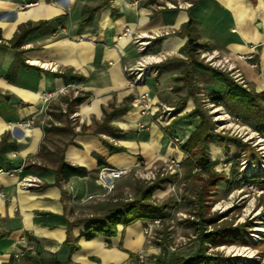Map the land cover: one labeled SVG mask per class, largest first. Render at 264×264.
<instances>
[{
    "label": "crops",
    "instance_id": "1",
    "mask_svg": "<svg viewBox=\"0 0 264 264\" xmlns=\"http://www.w3.org/2000/svg\"><path fill=\"white\" fill-rule=\"evenodd\" d=\"M103 1L0 0V264H136L139 249L148 264L160 259L159 245L148 244L143 233L145 220L118 224L114 235L91 239L78 237L80 227L69 224L78 215L72 203L105 191L95 182L101 166L136 171L141 164L186 158L170 136L192 117L140 126L146 118L132 96L154 90L153 103L173 98L171 83L187 57L189 17L199 51L228 56L249 89L264 94V0H109L83 22L86 8ZM38 21H44L42 27L17 49L28 66L17 65L9 41L20 25ZM125 28L143 35L172 33L154 37L149 47L171 60L156 64L137 87L129 85L126 71L141 52L132 36H120ZM53 91L58 94L44 101L43 93ZM11 95L19 101L11 102ZM76 96L84 99L72 101ZM107 114L113 128L94 131ZM31 117L29 127L18 126ZM111 146L122 149L111 152ZM61 153L71 165L86 167L88 175L57 181ZM73 244L78 248L72 251Z\"/></svg>",
    "mask_w": 264,
    "mask_h": 264
},
{
    "label": "rangeland",
    "instance_id": "2",
    "mask_svg": "<svg viewBox=\"0 0 264 264\" xmlns=\"http://www.w3.org/2000/svg\"><path fill=\"white\" fill-rule=\"evenodd\" d=\"M135 34L141 35L139 38L141 41L135 43L141 52L138 60L144 63L141 70H135L132 75L137 76L141 73L134 86L137 87L139 84L143 85L146 78L154 74L156 64L171 60L168 56L149 52V47L154 37L159 38L161 35L172 33L154 31L150 35ZM206 52L208 51H199L198 59L208 64L203 56ZM186 58L181 60L180 73L174 76L173 80L176 82L171 83L170 91L173 98L170 102L159 104L151 102L156 106L154 116H161L168 125L170 121L178 120L179 116L184 114L189 116L188 113L196 106L203 112L206 121L213 125V131L230 139L227 144L228 150L224 149L223 143L219 141L209 144L208 156L211 160H217L211 173L195 170L194 162L185 152L186 158L174 172L168 170L164 161L151 166L141 164L139 170H132L128 175L117 179L113 189L103 196L89 199L85 197L77 204L72 203L74 211L78 213L75 216L81 218L100 213V202L113 197L130 200L135 196L136 187L140 183L142 186L145 182L167 176L171 180L162 188L154 190L152 194V200L164 206V214L158 217L159 224L151 227L148 233H144L148 244L159 245V255L155 256L165 261L161 263L155 259L153 264H174L176 258L194 256L199 248H202L206 255L216 259L213 262H217L210 264H264V130L254 126L256 120L252 116L249 117L247 112H237L233 109H242L243 105L232 103L230 100L219 104L213 103L211 97L215 93L209 89L218 84L207 81L210 80L208 75L195 71L191 79L192 84H185L181 76L188 63ZM135 64L132 67H135ZM46 68L51 69V65H46ZM223 72L237 84L249 89L241 71V77L238 79L229 71ZM148 92L151 98L154 90ZM263 101L261 114L264 116ZM187 103L190 110L184 112ZM228 104H232L233 108L230 107L234 112L229 110ZM189 117H192L191 120L182 124L186 128L177 130L178 136H182L187 130L191 132L198 123L197 116ZM211 174H219L223 179L215 185ZM245 175L249 176L246 179L253 181H246ZM254 175L256 176L253 177ZM171 186L173 189L170 190ZM97 189L104 191L101 186ZM228 230L233 231L231 236H227L226 233L220 234ZM206 234H209L207 239L203 236ZM229 238L233 241H229Z\"/></svg>",
    "mask_w": 264,
    "mask_h": 264
},
{
    "label": "trees",
    "instance_id": "3",
    "mask_svg": "<svg viewBox=\"0 0 264 264\" xmlns=\"http://www.w3.org/2000/svg\"><path fill=\"white\" fill-rule=\"evenodd\" d=\"M155 0H148L147 2L152 3ZM109 0H104L103 3L94 6L87 7L85 11L89 14H86L82 21H86L89 18V15L99 7L108 4ZM193 22L192 17H189L188 21L184 25L186 32V40L184 43V49L187 53L188 63L183 70V76L181 78L185 84H192L191 79L195 71H200L208 75V81H212L218 84L215 87L210 88L209 90L212 93H215L211 97L213 103H222L225 100H230L232 103H239L244 107L233 108L230 104L229 110L231 112L240 111L242 113H248L249 117H253L256 121L254 124L255 127L259 130H264V116L263 113V93L256 92L253 89H247L243 86L237 84L230 78L225 72L214 68L203 61L198 59L199 49H201L202 44L197 40V38L190 33L189 26ZM44 21H38L36 23H25L18 27L17 31L14 33L13 37L10 39L9 43L11 47L16 49L17 54V65L28 66L25 64L23 58L21 57L22 50H17L24 43L26 37L42 27ZM178 33V32H177ZM84 99V96H76L72 101L81 102ZM233 108H231V107ZM253 113V114H252ZM256 113V114H255ZM259 113V114H258ZM111 114L105 115L104 120L99 123L94 131H99L103 128L111 129L113 128L108 124V117ZM189 116H197L199 118L198 123L195 125L194 129L190 132L189 135L185 137L184 142L180 145V149L185 152L194 162L195 166L202 170L211 173L212 167L217 163V160H211L209 158V149L208 146L210 143L219 141L223 143L224 149H227V144L230 142L227 136H223L220 133L213 131V125L206 121L205 115L201 112L196 106L188 113ZM232 140V139H231ZM235 142V141H233ZM232 143V141H231ZM121 147L111 146L110 151L115 152L121 150ZM197 151V152H195ZM56 179L59 182L67 181L70 177L78 176L83 177L88 175V170L84 166H73L67 161H65L62 153L57 159V166L55 168ZM214 179L213 183L217 185L222 176L219 174H211ZM254 175L253 177H255ZM246 181H253V179H246L249 176H244ZM170 177H162L155 180H150L145 182L141 186L136 187L135 196L130 200H122L121 198H116L115 200H106L100 202V213H93L90 216L76 218L70 222L71 225H76L80 227L78 232V237H85L86 239H91L96 235L103 234L107 236L114 235L117 231V225H129L134 223L137 220L149 221L154 218L162 217L164 214V206L157 204L152 200L153 191L162 188L166 182H169ZM226 233L227 236H231L233 231H222L220 234ZM209 234L203 235L205 239ZM68 238V236H67ZM68 241V240H67ZM203 241V239H202ZM229 241H233L229 238ZM78 246L73 244L71 250L77 249ZM216 259L211 258V256L206 255L203 252L202 248H199L197 253L190 258H176L174 264H210L215 263ZM161 263L165 261L160 258ZM31 264H37L36 261H31ZM52 264H60L59 261L53 260ZM66 264H72L67 260Z\"/></svg>",
    "mask_w": 264,
    "mask_h": 264
},
{
    "label": "built area",
    "instance_id": "4",
    "mask_svg": "<svg viewBox=\"0 0 264 264\" xmlns=\"http://www.w3.org/2000/svg\"><path fill=\"white\" fill-rule=\"evenodd\" d=\"M169 5L173 6V4L171 3H169ZM120 36H132L134 42L141 41L139 40L141 35H136L128 28H125L124 31L120 34ZM203 56L208 61L209 65L216 67L223 71L224 70L229 71L230 74H232V76L235 77L236 79L241 77L239 68L235 65L234 62H232V60L228 56L221 55L218 52H213V51L203 53ZM239 57L243 58V56H239ZM143 65L144 63L141 62V60H137L135 67H129L127 69L126 74H127L128 83L130 86L134 87L135 83L137 82L138 77L141 75V73H138L137 76H132L133 72L135 70H141V66ZM251 66H255V64L251 63ZM62 89L63 88H61V90ZM57 94H58V91L43 93V100L47 101L51 99L53 96H56ZM132 102L138 108L139 116L141 118L143 117L146 118V119H141L138 125L143 126L149 121L156 122V123L163 121L161 119V116H154V111L156 110V106H153L151 104V98L147 90L137 91L133 95ZM147 119H150V120H147ZM32 123H33V118L31 117L29 119H25L23 122H18V126L27 128ZM259 139H263V138H259ZM170 140L172 143L180 147V145L185 140V136L181 137V136H178L177 134H174L170 136ZM164 162L170 172L176 171L177 169H179L181 165V161L174 157H168L167 159L164 160ZM195 170H198V168L196 167ZM131 171H132L131 167H128V166H125V167L101 166L96 173L95 182L99 186L104 188L105 192L101 194H97V195H88L86 199L93 198L95 196H100V195L103 196L105 193L113 189L114 183L117 179L128 175ZM171 189H173V186H171L170 190ZM159 222H160L159 218H154L152 220L147 221V223L145 224L143 228V233H148L151 227L159 224ZM31 248L32 246L27 247V249H31ZM134 258H135L136 264H148L146 261V255L143 249L137 250L134 254Z\"/></svg>",
    "mask_w": 264,
    "mask_h": 264
},
{
    "label": "water",
    "instance_id": "5",
    "mask_svg": "<svg viewBox=\"0 0 264 264\" xmlns=\"http://www.w3.org/2000/svg\"><path fill=\"white\" fill-rule=\"evenodd\" d=\"M10 101H11V102H18L19 99H18L15 95H11V97H10Z\"/></svg>",
    "mask_w": 264,
    "mask_h": 264
}]
</instances>
